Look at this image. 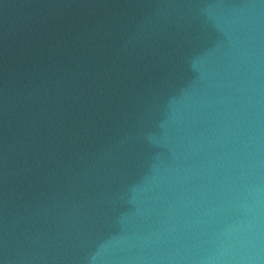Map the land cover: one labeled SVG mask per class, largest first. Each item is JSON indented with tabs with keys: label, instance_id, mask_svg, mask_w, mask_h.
I'll list each match as a JSON object with an SVG mask.
<instances>
[{
	"label": "water",
	"instance_id": "1",
	"mask_svg": "<svg viewBox=\"0 0 264 264\" xmlns=\"http://www.w3.org/2000/svg\"><path fill=\"white\" fill-rule=\"evenodd\" d=\"M0 264H264V0H0Z\"/></svg>",
	"mask_w": 264,
	"mask_h": 264
}]
</instances>
